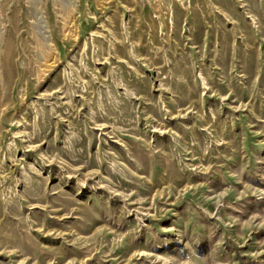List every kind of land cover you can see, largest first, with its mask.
I'll return each instance as SVG.
<instances>
[{"label":"rangeland","instance_id":"1","mask_svg":"<svg viewBox=\"0 0 264 264\" xmlns=\"http://www.w3.org/2000/svg\"><path fill=\"white\" fill-rule=\"evenodd\" d=\"M0 264H264V0H0Z\"/></svg>","mask_w":264,"mask_h":264}]
</instances>
